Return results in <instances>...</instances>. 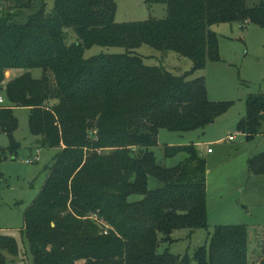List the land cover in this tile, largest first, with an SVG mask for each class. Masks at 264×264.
<instances>
[{
  "label": "trees",
  "instance_id": "1",
  "mask_svg": "<svg viewBox=\"0 0 264 264\" xmlns=\"http://www.w3.org/2000/svg\"><path fill=\"white\" fill-rule=\"evenodd\" d=\"M150 1L165 4L167 18L117 23L114 0H55L51 10L45 0H0V133L11 137L0 160L6 151L18 154L16 107L29 109L41 147L58 149L25 213L22 234L35 264H191L159 248L177 229L207 227V162L193 144L166 146V158L187 156L168 168L153 148L162 130H203L228 111L231 103L210 101L205 78L193 76L222 62L211 28H264V0ZM35 2L40 10L22 22ZM144 45L189 59L193 68L176 75L148 66L135 52ZM94 46L126 51L86 58ZM34 70L42 76L34 78ZM8 72L19 74L9 79ZM246 107L237 129L249 140L264 134V93L249 94ZM248 169L264 176V152L249 159ZM150 179L161 186L150 189ZM262 247L257 264H264ZM18 252L15 238L0 233V264L4 253ZM193 260L252 264L248 229L216 227Z\"/></svg>",
  "mask_w": 264,
  "mask_h": 264
},
{
  "label": "rangeland",
  "instance_id": "2",
  "mask_svg": "<svg viewBox=\"0 0 264 264\" xmlns=\"http://www.w3.org/2000/svg\"><path fill=\"white\" fill-rule=\"evenodd\" d=\"M117 5L116 22L132 23L167 18V7L163 3L150 0H114ZM48 10L55 0H45ZM42 4L35 2L27 10L22 22L38 12ZM219 36L222 62L209 63L206 69L198 71L193 78L204 77L208 97L212 102L231 103L228 111L213 124L203 130L186 133L162 130L159 146L153 148L159 164L174 168L187 156L184 153L174 158H166V146L184 147L195 145L207 162V227L191 231L177 229L171 235L173 242L162 243L159 252L169 251L176 256H188L191 264H196L193 255L196 249L208 248L216 227L223 225H243L248 229L250 259L257 264L264 244V176H254L249 172L248 161L253 155L264 152V134L252 139L238 131V122L246 115V99L252 93H264V28L254 24H221L211 28ZM75 37H69V42ZM123 48L94 46L86 50L85 57L101 54H123ZM144 58L148 66H163L176 75H183L193 68L191 60L168 52L166 56L150 46L144 45L135 51ZM34 78H40L42 71H32ZM19 72L6 74L14 78ZM1 106V105H0ZM18 128L13 139L19 144L14 157L6 151L0 160V233L17 241L19 252L16 256L4 253L5 264H35L22 230L25 213L39 196L48 178V168L52 165L58 149L42 148L40 138L31 133L30 111L25 107L14 108ZM264 131V125H263ZM230 137L233 139L230 140ZM11 145V137L0 133V151ZM213 154L208 153V149ZM38 152V153H37ZM107 153L108 150L101 151ZM37 155V157H36ZM34 160L33 163L27 162ZM156 179H150L152 190L160 187ZM132 197L131 200H139ZM261 233L260 236L255 233Z\"/></svg>",
  "mask_w": 264,
  "mask_h": 264
},
{
  "label": "built area",
  "instance_id": "3",
  "mask_svg": "<svg viewBox=\"0 0 264 264\" xmlns=\"http://www.w3.org/2000/svg\"><path fill=\"white\" fill-rule=\"evenodd\" d=\"M5 103V100H4V98L3 97H0V105H2V104H4ZM233 138L232 137H230V140H232ZM212 152V149H208V153H211ZM38 153V152H37ZM36 157H37V155H36ZM33 159L31 160V161H29V162H27V163H29V164H31V163H33Z\"/></svg>",
  "mask_w": 264,
  "mask_h": 264
},
{
  "label": "crops",
  "instance_id": "4",
  "mask_svg": "<svg viewBox=\"0 0 264 264\" xmlns=\"http://www.w3.org/2000/svg\"><path fill=\"white\" fill-rule=\"evenodd\" d=\"M211 154H213V152Z\"/></svg>",
  "mask_w": 264,
  "mask_h": 264
}]
</instances>
